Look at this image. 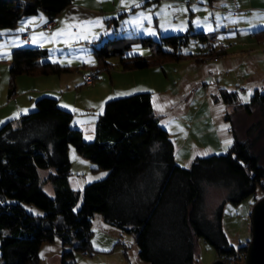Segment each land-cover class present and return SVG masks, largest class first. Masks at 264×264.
Returning a JSON list of instances; mask_svg holds the SVG:
<instances>
[{
	"label": "trees",
	"instance_id": "1",
	"mask_svg": "<svg viewBox=\"0 0 264 264\" xmlns=\"http://www.w3.org/2000/svg\"><path fill=\"white\" fill-rule=\"evenodd\" d=\"M73 1L0 0V30H14L23 19L39 14L54 20ZM191 38L213 42L205 33L191 32L163 37L159 43L141 39L150 44L147 60L127 56L130 44L113 39L95 47L93 55L104 70L110 67L107 59L118 57L124 72L141 71L166 62L199 60L200 55L183 53ZM47 57L43 49H14L11 80L69 73L67 67L45 62ZM212 57L220 56L209 52L204 58ZM92 76L95 79L96 74ZM14 96L11 88L9 97ZM215 101L232 106L233 113L250 116L264 110V89L254 90L243 105L236 92L222 88ZM73 117L57 99L44 96L35 101L34 112L0 127V264H40L42 245L56 239L63 246L80 241L73 249L86 252L96 214L108 225L134 233L138 259L145 264H194L198 239L212 246L224 263H243L251 238L238 248L229 244L221 227L222 207L213 219L205 216L203 188L226 189V200L233 205L258 190L264 198V146L255 150L261 121L252 122L244 138H239L233 115L227 114L234 138L227 153L196 158L184 169L175 164L174 143L161 125L163 117L155 112L150 93L106 102L92 143H86L82 131L72 126ZM70 146L95 165L93 171H107V177L82 192L73 191ZM48 184L54 188L52 198L45 193ZM28 206L41 213H30Z\"/></svg>",
	"mask_w": 264,
	"mask_h": 264
},
{
	"label": "rangeland",
	"instance_id": "2",
	"mask_svg": "<svg viewBox=\"0 0 264 264\" xmlns=\"http://www.w3.org/2000/svg\"><path fill=\"white\" fill-rule=\"evenodd\" d=\"M170 1L174 0H74L55 18L58 24L55 29L49 33L34 31L31 39L38 44L33 46L19 42L18 33L25 29L27 32L28 27L35 30L40 24V19L45 17L43 14L23 19L14 31L2 30L11 34V37L0 38V121L15 117L12 115L18 107L28 106L29 100L44 96L60 100L63 97L60 100L61 106L74 116L72 126L82 131L86 143H92L96 138L97 120L106 102L129 96L131 93H150L153 96L155 112L163 117L161 125L169 133L176 148L175 164L178 167L189 169L196 158L226 154L234 138L232 133L227 132L231 131V124L225 120V115H234L233 107L224 104L216 107L214 95L218 94L217 87L206 88L202 85L203 82L209 84V80H205L207 70L203 69L200 73L196 68L189 66V63L166 62L146 70L124 72L118 57L107 59L110 67L104 70L99 67V62L93 55V49L100 47L104 42L125 39V43L130 44L127 56L150 60V44H143L141 39L159 43L163 37L186 35L193 16L185 7L181 11L177 6L171 10ZM239 7L242 14L237 19L241 27L248 26L250 22H258L261 18L264 0H242ZM245 12L250 15H243ZM205 27L208 30L194 33L208 35L216 29L212 23ZM229 34L235 39L237 35H243L242 31ZM263 39L264 37L259 43ZM229 43L234 44L233 41ZM27 47L47 50L46 60L67 67L69 73L60 76L21 75L12 81L9 72L12 51ZM205 47L204 43L191 38L183 51L199 56ZM255 48L259 50L260 56H264L261 45ZM255 48H239L234 52L246 54ZM225 49L220 47L222 51ZM7 50L10 51L7 53ZM202 60L213 62L206 61V58ZM240 60L241 57L235 59L237 64L240 63V73L243 76L240 77L238 86L246 90V93L238 98L239 103L244 105L249 103L253 88L246 79L247 61ZM92 74H96L94 85H85L82 78ZM211 79L217 83L220 78L216 76ZM11 88L14 89L17 100L8 105ZM44 92L47 94L42 95ZM34 111L35 105L32 109L26 108L23 113L27 115ZM258 120L262 122V133L256 151L264 146V110L257 109L250 116L240 111L233 116L239 138H244L249 125ZM4 124H0V127ZM68 156L71 163L69 184L73 191L82 192L87 185L107 177V171H93L95 165L72 146L69 147ZM45 193L51 198L54 197L51 184L45 186ZM203 197L207 218L213 219L219 207H222L221 227L231 246L238 248L250 240V215L255 200H260L263 192L258 190L254 196L233 205L226 200V189L205 185ZM27 210L34 215L41 213L32 206H28ZM80 244V241L73 240L71 246H63L59 239L53 244L45 243L39 253L40 264H145L138 259L134 233L108 225L99 214L94 215L92 219L90 249L86 252L73 249ZM196 246L197 256L194 264L226 261L203 239H198Z\"/></svg>",
	"mask_w": 264,
	"mask_h": 264
},
{
	"label": "crops",
	"instance_id": "3",
	"mask_svg": "<svg viewBox=\"0 0 264 264\" xmlns=\"http://www.w3.org/2000/svg\"><path fill=\"white\" fill-rule=\"evenodd\" d=\"M241 2L242 0H174L172 2L170 1V5H169V7L170 6L172 7V8L170 7L171 10L173 9V7L177 6L178 9L181 11L185 7L187 8L190 15L193 16V18L190 19V21L192 22L190 23L187 33L189 32L194 33L196 31L197 32L206 31L208 29H205L206 28L205 26L207 24L210 25L211 23L213 24L214 28H216L213 33L208 34V36L213 39V42H211L210 44L204 43L206 46L205 47L206 49L202 52V54H200L199 60L187 59L185 61H181L180 63H189L188 64L189 66L196 68L197 72H200V73L203 69H205V71L207 70L208 75H206L205 80L208 79L209 84L206 85V83L202 81L203 79L200 80L203 82L202 85L204 84L206 88L207 86H209V87H217L218 90L222 88L227 89L229 91L236 92L238 97L239 95L242 96L246 93V90L240 87V85L238 86L240 77H243L241 76V73H240V66H239L240 63L237 64L235 62V59L239 57H241V60H240L241 62L247 61V65H246L247 73L246 74L248 76L246 77V79L248 80V83L251 84L253 91L256 89H261V90L264 89V56H260V52H258L259 50L255 48V47L260 46L259 42L264 36V9L263 11L260 12L262 16L258 20V22L255 20L254 22H250L248 26L243 25V27H241V24L239 20L237 19L238 16L242 14L239 11V8H240L239 6L241 5ZM241 10H242V7H241ZM248 13L249 12H245L243 13V15H246ZM248 15H250V13ZM46 21H47L46 17L41 18L39 21L40 24L35 30L29 27L27 28V29H31V32L28 35L29 37L28 43L23 42L20 37V35L24 33L26 29L25 31H20L18 33L19 42L24 43L28 46H33V44H38V43H35L36 41H33L31 39V36L34 35V31L41 32L40 26ZM57 26H58L57 21L56 19H54V27L51 30L55 29ZM234 31L236 32L242 31L243 35L241 34L237 35L236 37L237 39L232 38V36H230L229 33H232ZM49 32H46V33H49ZM9 36L11 37V34H7L6 32L0 31V38H5V37L7 38ZM221 40L225 41V43H223ZM231 41H233L234 44L229 43ZM219 45H223L226 49L224 51L220 50ZM249 47L255 48L254 51L250 50L246 54L245 52L242 53L241 52L242 50L240 51L241 53L234 52V50H238L239 48H249ZM9 51L10 50H7V53ZM209 52L213 53L215 56H220V57L217 59V61H213V62L204 61L203 62L201 58H204L205 55ZM183 53L189 54L187 51H183ZM242 54H244L245 57H243L244 55ZM45 62H49V61L45 60ZM216 76L220 78L217 83H215L213 79H211ZM82 82L84 83V78H82ZM93 85H94V82L90 86H93ZM46 94L47 93L45 92L42 93V95H46ZM134 94H137V93H134ZM134 94L131 93V95H134ZM62 99L63 97H61L60 100ZM214 99L216 100L215 95H214ZM16 100H17L16 96L9 97L8 105L13 104L14 102H16ZM34 100H37V99H34ZM34 100H29L28 106H25V107L22 106V108L18 107V109L14 112V115H12L15 117L7 116L8 118L4 119L7 121L3 120L4 121L3 122L1 120L0 124L6 123L8 121L16 120L18 116H23L24 115L23 112L24 110H26V108L28 110V108L32 109L34 107L35 105ZM60 100H58L60 108H62L63 110H66L65 107L61 106ZM215 100H214V103L216 107L223 105L222 103L216 102ZM153 101L154 100L152 96V103ZM153 107H154V103H153ZM213 111L214 110L212 109V112ZM233 111H234V108H233ZM236 113H234V115ZM157 114L161 116L160 113H157ZM226 130L228 129H225V131ZM227 132L231 134V131H227ZM175 154H176V148H175ZM176 158L177 156L175 157V161H176Z\"/></svg>",
	"mask_w": 264,
	"mask_h": 264
},
{
	"label": "water",
	"instance_id": "4",
	"mask_svg": "<svg viewBox=\"0 0 264 264\" xmlns=\"http://www.w3.org/2000/svg\"><path fill=\"white\" fill-rule=\"evenodd\" d=\"M251 240L243 264H264V198L255 203L251 215ZM213 264H226L215 262Z\"/></svg>",
	"mask_w": 264,
	"mask_h": 264
},
{
	"label": "built area",
	"instance_id": "5",
	"mask_svg": "<svg viewBox=\"0 0 264 264\" xmlns=\"http://www.w3.org/2000/svg\"><path fill=\"white\" fill-rule=\"evenodd\" d=\"M54 27V20H47L45 23H43L41 26H40V30L42 32H49L52 28ZM30 29L27 30V32L23 33L20 35L21 37V40L28 43L29 42V33H30ZM264 37V36H263ZM262 49L264 50V39L263 41L260 43ZM222 47V49H225L224 46H220ZM218 58H206V61H217ZM84 81H85V84L86 85H92L93 82H94V77L92 75L90 76H85L84 77Z\"/></svg>",
	"mask_w": 264,
	"mask_h": 264
},
{
	"label": "bare ground",
	"instance_id": "6",
	"mask_svg": "<svg viewBox=\"0 0 264 264\" xmlns=\"http://www.w3.org/2000/svg\"><path fill=\"white\" fill-rule=\"evenodd\" d=\"M95 80V79H94ZM86 85V84H85ZM88 86H90V85H88Z\"/></svg>",
	"mask_w": 264,
	"mask_h": 264
}]
</instances>
